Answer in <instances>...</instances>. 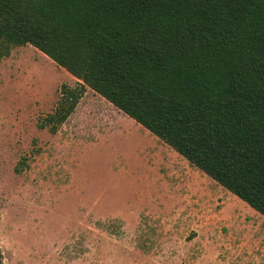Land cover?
<instances>
[{"label": "rangeland", "instance_id": "obj_1", "mask_svg": "<svg viewBox=\"0 0 264 264\" xmlns=\"http://www.w3.org/2000/svg\"><path fill=\"white\" fill-rule=\"evenodd\" d=\"M78 83L28 44L0 59L3 264H264V217L91 89L39 128Z\"/></svg>", "mask_w": 264, "mask_h": 264}, {"label": "trees", "instance_id": "obj_2", "mask_svg": "<svg viewBox=\"0 0 264 264\" xmlns=\"http://www.w3.org/2000/svg\"><path fill=\"white\" fill-rule=\"evenodd\" d=\"M27 44L79 82L39 128L87 87L264 217V0H0Z\"/></svg>", "mask_w": 264, "mask_h": 264}, {"label": "crops", "instance_id": "obj_3", "mask_svg": "<svg viewBox=\"0 0 264 264\" xmlns=\"http://www.w3.org/2000/svg\"><path fill=\"white\" fill-rule=\"evenodd\" d=\"M68 252L70 254L69 258L64 257L65 251H56V254H57V257H61V259H63L64 263H68L71 261L69 259L71 258L72 254H73V252H71V251H68Z\"/></svg>", "mask_w": 264, "mask_h": 264}]
</instances>
